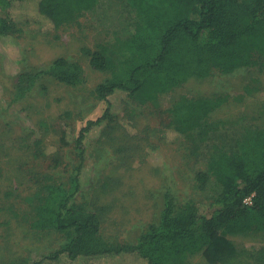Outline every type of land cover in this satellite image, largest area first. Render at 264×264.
<instances>
[{
    "label": "trees",
    "instance_id": "16d2710c",
    "mask_svg": "<svg viewBox=\"0 0 264 264\" xmlns=\"http://www.w3.org/2000/svg\"><path fill=\"white\" fill-rule=\"evenodd\" d=\"M97 2L0 0V37L18 20L54 30L72 25L92 11ZM128 2L137 11L139 21L123 50L113 55L105 45L82 48L93 69L110 73L94 89L95 97L105 103L102 115L87 120L79 130L64 178L42 171L32 177L35 189L27 198L32 228L69 235L67 242L34 264H189L196 254L208 264H264V245L241 249L229 238L252 234L264 238V124L242 141L237 152L217 150L207 168L196 173L199 190L217 191L207 210L194 199L178 201L172 188L166 186L158 219L147 224L134 243L106 239L102 234L103 208L91 209L79 202L87 161L86 140L93 128L107 127L101 140L124 157L121 166H129L139 149L134 142L137 134L114 111L115 94H125L137 106H159L162 95L192 78L203 80L215 71L231 74L250 66L264 68V0ZM17 8L21 11L16 14ZM44 75L72 88L87 82L80 62L65 57L56 58L33 77L32 83ZM227 101L226 95H180L169 108L164 141L205 130L210 116ZM64 116L72 118L73 113L67 110ZM131 116L133 121L135 117ZM120 129L127 135L119 133ZM48 147L43 137L35 139L34 158H51L56 166L65 162L62 148L57 146L49 152ZM110 178L102 182L104 189L114 185V178ZM248 198L250 202H246ZM4 211L18 215L12 204H0V213ZM243 256L251 260L244 262Z\"/></svg>",
    "mask_w": 264,
    "mask_h": 264
},
{
    "label": "rangeland",
    "instance_id": "374dc122",
    "mask_svg": "<svg viewBox=\"0 0 264 264\" xmlns=\"http://www.w3.org/2000/svg\"><path fill=\"white\" fill-rule=\"evenodd\" d=\"M19 11L21 8L14 13ZM138 21L139 15L128 0H98L92 11L72 25L54 30L18 20L0 37V204H12L18 213H0V264H34L69 239L66 233L32 228V210L27 200L35 189L32 177L42 171L64 178L79 130L105 109L94 89L110 73L93 69L82 48L105 45L109 53L118 54ZM58 57L80 62L87 82L72 88L44 75L33 84V77ZM182 94L226 95L228 101L210 116L205 130L165 142L169 108ZM112 100L119 120L137 134L134 142L139 149L129 166H121L124 157H119L109 142L101 140L107 127L93 128L86 140L87 161L79 202L91 209L103 208L102 234L106 239L131 244L147 224L158 219L166 186L182 203L194 199L207 210L214 201L217 191L199 190L195 175L207 168L217 150L237 152L242 141L264 124V68L250 66L231 74L215 71L203 80L192 78L162 95L159 106L134 105L123 93L115 94ZM67 110L72 111V118L64 116ZM118 132L127 135L122 129ZM40 137L49 152L57 146L62 148L65 162L56 166L51 158L35 159L33 141ZM110 177L114 178V185L104 189L102 182ZM229 238L241 249L264 245V238L257 234ZM243 257L244 262L251 260ZM189 264L208 262L196 254L190 257Z\"/></svg>",
    "mask_w": 264,
    "mask_h": 264
},
{
    "label": "built area",
    "instance_id": "2783aa9c",
    "mask_svg": "<svg viewBox=\"0 0 264 264\" xmlns=\"http://www.w3.org/2000/svg\"><path fill=\"white\" fill-rule=\"evenodd\" d=\"M246 202H250V198H248V199L246 200Z\"/></svg>",
    "mask_w": 264,
    "mask_h": 264
}]
</instances>
